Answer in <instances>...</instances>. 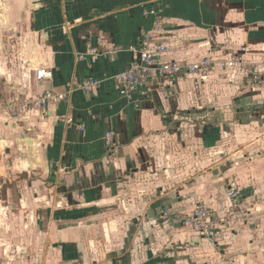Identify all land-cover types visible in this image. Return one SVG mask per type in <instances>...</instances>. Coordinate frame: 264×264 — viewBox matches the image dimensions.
Masks as SVG:
<instances>
[{
  "label": "crops",
  "instance_id": "crops-1",
  "mask_svg": "<svg viewBox=\"0 0 264 264\" xmlns=\"http://www.w3.org/2000/svg\"><path fill=\"white\" fill-rule=\"evenodd\" d=\"M149 8L160 20L143 15ZM0 28V177L12 183L36 175L21 181L41 189L55 179L45 195L30 199L18 193L15 201L31 208L33 224L39 208L46 209L43 216L55 222L48 231L34 227L35 236L27 239L26 223L13 227L19 220L15 203L5 206L11 216L0 235L17 231L24 239L15 256L3 249L4 264L24 263L30 253L26 243L34 241L38 252L44 240L61 262L77 264L80 247L86 256L95 248L89 238L94 231L102 228L109 238L127 217V236L144 231L155 249V258L144 264H264V90L216 67L198 86L193 74L153 79L147 98L135 108L110 79L135 58L145 31L165 46L162 61L239 54L264 66V0H0ZM101 36L106 38L102 57L95 64L88 56L79 60ZM36 69L51 78L37 81ZM89 78L102 81L93 93L75 91L44 109L30 104L44 92L63 93L67 83ZM163 92L171 96L164 98ZM61 116L83 124L84 131L66 126ZM108 131L114 134L113 154L103 140ZM227 141L240 148L228 153L222 149ZM23 163H30L28 169ZM230 188L239 193L240 216L227 219L214 244L160 216L165 207L180 217L196 205L216 210ZM52 191L57 195L48 196ZM48 200L61 208L36 205ZM114 203L118 210L99 211ZM124 249L123 243L120 264L153 255L151 248L144 254L136 249L126 258Z\"/></svg>",
  "mask_w": 264,
  "mask_h": 264
},
{
  "label": "built area",
  "instance_id": "built-area-1",
  "mask_svg": "<svg viewBox=\"0 0 264 264\" xmlns=\"http://www.w3.org/2000/svg\"><path fill=\"white\" fill-rule=\"evenodd\" d=\"M144 16L153 17L160 20V14L154 8L143 11ZM157 37L153 31L142 32L141 44L135 52V58L124 70L110 77L115 83L119 95L126 101L138 108L140 102L145 100L149 94V84L153 79L169 78L174 81L179 76L195 75V86L203 83L207 76L218 67L220 71H234L244 78L245 86L264 90V66L254 64L244 60L242 55L235 54L230 59H212L209 57L200 58L194 63L179 62L175 60L162 61L161 55L165 52V46L156 41ZM106 38L101 36L97 46L90 48L84 55H79L82 60L86 56L90 58L91 64H95L98 58L102 57L100 48L104 46ZM113 51H118L114 48ZM35 78L41 81L44 78H51V73L45 69H36ZM102 81L97 78H89L81 81L77 85L67 83L65 92L53 93L44 92L42 95L32 99L30 104L35 108L44 109L50 104H56L68 98L69 94L75 91L85 93L95 92ZM164 90H161V92ZM164 98L171 96V93L163 92ZM59 121L68 127H76L79 131H84L83 124H76L72 117L61 116ZM201 124H204L202 121ZM113 132H105L103 136L106 150L109 154L115 152ZM239 193L236 189L230 188L226 193V202L222 203L216 210L196 205L190 214L178 218L171 210L161 211V218L176 219V224L182 230H188L200 238L208 240L211 244L216 243L222 226L227 222L236 221L239 218ZM177 219L179 221H177ZM175 221V220H174Z\"/></svg>",
  "mask_w": 264,
  "mask_h": 264
},
{
  "label": "rangeland",
  "instance_id": "rangeland-1",
  "mask_svg": "<svg viewBox=\"0 0 264 264\" xmlns=\"http://www.w3.org/2000/svg\"><path fill=\"white\" fill-rule=\"evenodd\" d=\"M5 20V16L3 18H1V20ZM1 29V28H0ZM4 99V95L3 93H0V100ZM1 108V107H0ZM17 110V109H16ZM19 112V110H17ZM2 110L0 109V115H2ZM207 120V119H205ZM227 140V139H226ZM192 141V140H191ZM236 142V141H235ZM193 145V143H191ZM190 146L189 143H187L186 145V149L188 150V147ZM201 146H203L201 144ZM224 150H227L228 153H231V151H237L240 148V143L237 142L235 144H231L230 142H226L224 146H222ZM233 148V149H232ZM204 151V149H203ZM0 174H3V172L0 170ZM56 174V173H55ZM54 176V175H53ZM52 176V177H53ZM26 177V178H25ZM34 177H37L36 175H32L30 178H28V175H22L20 178H18L15 181L13 176L11 175V181L12 183H8L7 182V178L5 177H0V227L4 228V226H6L5 224L7 223V215L8 217H10L11 215H9L8 209L10 208H5V206L8 204V202H11V200L13 201V206H15V210L14 213L16 216H18L19 220L14 221V226L16 227V229L18 230V224L20 223H26L27 225V229H26V233L25 236L27 239H31V237L35 236V234H33L32 231L35 232L34 227H40V231H48L50 229V226L54 225L55 222L53 220V218H51L52 216H46L44 217L42 213H44L46 209H40L37 211V216L36 218L34 217V223L33 224L31 221V208L29 209L28 207L26 208H22L20 207V205L18 206L17 203L15 201H17V194L20 193V195L22 194H26L27 198L29 197L30 199H32V197L34 195H36V197H38V195L40 196L41 194L45 195L46 189L47 192L50 191V189L52 187L55 186V184H53V182L55 181V179L53 180L52 184L49 185H43L42 189H41V185L39 186H34V187H30L27 188V184L23 183L21 180L26 179L27 181H31L32 179H34ZM22 183H21V182ZM20 182V183H19ZM40 187V188H39ZM46 187V188H45ZM36 192V193H34ZM58 191H52L51 194H49L48 196H54L55 194L57 195ZM47 202H49V204L47 205L46 203L44 204V201L42 203L37 202V206L42 204V208H46L47 206H49L51 208V210H55L56 208H61L60 206H56L57 204L51 203V200H48ZM117 203L114 204H110V205H104L103 207H101L99 209V211H104L105 213L109 214L111 212V210L117 209L116 207ZM36 205H32L33 208H35ZM9 206H12L11 204ZM45 206V207H44ZM165 209H169L168 207L162 208L161 211L165 210ZM118 210V209H117ZM51 212H49L50 214ZM124 213V212H123ZM117 216V215H116ZM185 216V215H184ZM48 217V220H47ZM183 216H179L178 218H182ZM128 219H123L122 221L120 220V224H119V231L111 233L109 232V238H107L105 235L106 233L102 230L101 231H94V233L92 235H90L91 237L90 240H92L94 243V249L92 250V248H89V253L86 256V254L83 253V249L80 247V256H79V263L77 264H92V262L95 260L97 262H99V264H120V255L121 253L119 252L121 246L123 245V243L125 244V251L126 253H124L122 256H125L126 258H129L131 253L138 249L139 251H142V253L144 254V252H146L149 248H151L152 250V258L149 259L148 256H146V254L143 255L142 258H140L138 261L135 260L137 262V264H144L145 262H149V260H153L155 258V249H153L151 246H149V242L146 243L145 241V232L144 231H139L137 233V235L135 236V238H131L129 236H127L126 230H127V226H129L130 224V217H127ZM50 220V222H49ZM104 223H107L109 221L108 218L104 217ZM167 221V219H166ZM177 221H179L177 219ZM100 223H103V221H100ZM111 223V221L109 222ZM144 224L147 222H143ZM48 225V226H47ZM169 224H166V226H168ZM148 226V225H147ZM55 228V227H53ZM175 229H181L180 226L178 224L174 225ZM157 229V228H156ZM37 230V229H36ZM182 230V229H181ZM55 231V230H54ZM183 231V230H182ZM38 232V231H37ZM36 232V233H37ZM183 232H190L188 230H184ZM41 233V232H40ZM39 234V232H38ZM24 237L21 235L18 237L17 231H14L13 233H9V235H0V253H2L3 249L8 248V255H12L15 256L16 253H18L17 250L18 247L21 246V241L24 239ZM159 244L160 247L165 248V244L164 243H156V245ZM27 245V250H29V255L26 256L24 263H20V264H68L65 262H61L58 254L56 253V248H53L52 245L48 242H45V240L39 244L40 248L38 252H35L36 248L34 247V241H33V245L30 244L29 242L26 243ZM88 246H89V242H88ZM42 247V248H41ZM20 248H22L21 250H23V246H21ZM32 250V251H31ZM20 252V251H19ZM42 253L39 256V253ZM124 251H122L123 253ZM20 260H22V258H19ZM1 264L3 263L2 257H1ZM135 262V263H136ZM13 264V263H12ZM147 264V263H146Z\"/></svg>",
  "mask_w": 264,
  "mask_h": 264
},
{
  "label": "bare ground",
  "instance_id": "bare-ground-1",
  "mask_svg": "<svg viewBox=\"0 0 264 264\" xmlns=\"http://www.w3.org/2000/svg\"><path fill=\"white\" fill-rule=\"evenodd\" d=\"M24 139H25V138H24ZM27 146H28V147H33V143H32V142H28V143H27ZM29 165H30V163H23V164H22V168H23V169H28Z\"/></svg>",
  "mask_w": 264,
  "mask_h": 264
},
{
  "label": "water",
  "instance_id": "water-1",
  "mask_svg": "<svg viewBox=\"0 0 264 264\" xmlns=\"http://www.w3.org/2000/svg\"><path fill=\"white\" fill-rule=\"evenodd\" d=\"M20 138H21V139H24V138H25V135H24V134H21V135H20ZM61 160L64 161L65 158H62ZM70 165H71V161L68 162V164H67V168L70 167ZM55 171H56V170H55Z\"/></svg>",
  "mask_w": 264,
  "mask_h": 264
}]
</instances>
